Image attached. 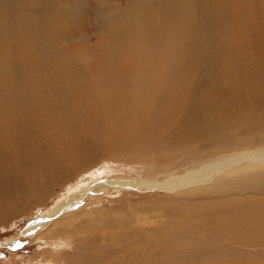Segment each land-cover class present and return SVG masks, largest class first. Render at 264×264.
Masks as SVG:
<instances>
[{
  "label": "bare ground",
  "instance_id": "1",
  "mask_svg": "<svg viewBox=\"0 0 264 264\" xmlns=\"http://www.w3.org/2000/svg\"><path fill=\"white\" fill-rule=\"evenodd\" d=\"M31 1L34 7L29 6ZM67 1L0 0V111L15 109L16 119L36 130L24 135L28 146L21 155L12 138L13 128L0 112V222L17 213L14 201L9 200L12 195L24 191L26 199L34 198L36 190L31 187L39 178L33 172H41L38 166L33 171V165L43 152L57 151L72 141L79 158L72 170L89 166L86 157L92 153L110 162L142 165L136 169L146 175L167 176L171 167L177 172L189 170L184 173L190 176L183 175L188 183H169V188H175L171 191L162 184L160 187L170 192L169 197L145 199L130 210L102 209L86 220L69 214L54 223L44 236L54 238L59 227L74 224L73 249L59 250L63 253L59 257L62 264H129L130 256L134 264H216L220 251L216 246L225 245L228 238L227 244L234 248L242 243L246 249H264V196L256 201L243 192L252 190L255 180L264 181V148L256 150L255 140L250 139L251 128L261 122L256 131L260 137L254 143L264 147V97L260 91L254 92L253 83L249 85L243 79L238 87L233 74L222 73L230 60L219 59V70L212 68L225 45L217 36L216 24L224 21L226 6L221 0H92L100 10L96 11L100 19L95 30L98 39L90 45L101 49L102 59H110L95 63L91 61L94 53L82 43L81 48L56 46V41H65L57 30L66 31L77 17L73 9L66 7ZM158 8L162 12L156 16ZM238 19L232 18L236 38L226 45L239 54L243 49L238 41L246 43L249 61L264 68V58L260 57L264 53V32L259 35L256 29L250 31L248 21L240 14ZM225 21L232 27L228 19ZM223 30L228 36L226 25ZM198 34L210 41L203 50V64L192 67ZM91 38L89 35L86 40ZM180 41L179 45L174 43ZM120 58L123 66L115 67ZM110 70L112 73L106 77L97 74ZM28 75L29 82L42 84L35 95H28L30 88L25 90ZM255 77L264 89V81ZM220 90L221 100H216L214 96ZM233 94H241L242 99L250 96L247 100L237 99L245 109L239 107L233 113L250 119L244 131L240 126L223 130L230 123L226 119L219 120L212 130L203 129L206 119L211 123L223 111L225 102L236 99ZM155 100L176 107L172 127L146 124ZM213 103L216 110L207 109ZM196 110L200 117L193 116ZM237 130L239 133H235ZM40 136L46 138L45 144L37 138ZM211 141L206 150L205 145ZM222 149L236 152L215 157ZM25 167L32 171V177L20 180L16 173ZM245 169L254 173L249 176ZM169 179L178 181L174 176ZM210 179L207 187L199 185ZM114 180H101V185L94 188L106 190ZM42 187L45 190L51 186L48 183ZM38 192L36 199L45 195ZM3 195L7 197L1 199ZM60 206L51 216L46 215V220L53 215L59 219L64 209ZM258 214L260 224L252 232L248 226L259 221ZM245 254L239 252V256ZM166 255L173 258L167 261Z\"/></svg>",
  "mask_w": 264,
  "mask_h": 264
},
{
  "label": "rangeland",
  "instance_id": "2",
  "mask_svg": "<svg viewBox=\"0 0 264 264\" xmlns=\"http://www.w3.org/2000/svg\"><path fill=\"white\" fill-rule=\"evenodd\" d=\"M225 1L226 2L221 0L222 6H226L227 8V13L225 16H223L224 21L216 24L217 36H219L222 39L225 45L223 52L216 57V60L212 68L215 71L219 70V68L221 67L219 59L230 60V63L223 67L222 73L233 74L237 79L236 85L238 87L241 86V81L243 79L244 81H247L249 85L253 83L254 92L257 93L258 91H260L262 94L261 97H264V89H261V87L258 85L261 81L255 77L258 76L264 81V68L249 61L247 57V53L250 51V49L248 48L247 44L238 41V44L243 49V52L239 54H237V51L231 49L226 45L227 41H233L236 38L235 37L236 33L233 28L232 18L233 16H237V21H238L239 14L241 15L242 19L245 18L248 21V24L250 26V31L252 29H256L259 31L258 32L259 35L263 34L264 0H225ZM70 2H72L73 5L70 6L71 4ZM29 6L34 7L33 1L29 3ZM66 7L70 10L73 9V11L77 13L76 14L77 17L75 20V24L67 28L66 31L57 30L58 32L57 34L61 37L62 40L65 41L62 42L56 41L55 42L56 46L58 48H63V47L73 48L75 46L77 47L78 45V47L81 48L82 45L83 47L88 48L89 53L91 52L94 53V55L91 57V61L95 63L109 62L110 59L107 56L106 57L108 58V60L102 59L100 57L101 49H99V47H96L97 48L96 49L95 47L91 46L93 42H95L98 39V36L95 35L96 33L95 30L96 27L99 25L98 23L100 19V16H97L99 14L96 13V11H100L98 9L97 4L92 0H76V1L68 0L66 2ZM160 12H162V9L158 8L155 11L156 16H158ZM167 14L170 15L169 13ZM225 19L229 20V22L232 24V27H229ZM132 22L134 21L132 20ZM225 25H226V29L228 30V36L225 34L223 30V27ZM192 34L193 33H190V36H192ZM89 35H91L92 38L90 40H86V37ZM70 36H72V38H70ZM197 36L199 37L198 45L195 49L197 55L194 57L193 61L190 64L192 67H200L203 64L204 61L203 50L205 44L208 41H210V38L205 36L203 37L201 34H198ZM194 39L193 41H195ZM258 40H261V38ZM182 41L174 42V43L179 45L181 44ZM253 41H255V39ZM80 43L82 44L80 45ZM183 52L184 50L181 51V53ZM262 55H260V57L264 58V53ZM88 59L90 60V57H88ZM240 59H244V60L242 61ZM117 61L118 62H116V64L117 63L118 64L114 66L122 67L123 59L120 58ZM110 72L112 73V70L107 72V74L106 73H102V74L97 73V74H100L101 77H106L109 76L108 74ZM200 73L203 74L204 70L201 71ZM29 75L27 81L28 83L26 84L25 90L28 91L30 88V91H28V95L30 96V94L35 95L36 91L39 90V86H41L42 84L29 82ZM4 93H5V89L2 88L1 89L2 97L4 96ZM233 97H235L234 94ZM249 97L250 96L247 95L242 99V95L238 94V96L235 97L236 98L235 100L231 99V101L225 102L223 104V108H224L223 111H221L218 116L213 117L211 123L209 122L210 119H206L203 125V129H205L206 131L212 130L216 126L219 120L226 119L230 121V123L225 127H223V130L233 128L235 126H240L241 131H244V126L250 122V119H247L245 114L235 117L233 113L236 112L239 109V107H241V109H245L243 104L241 102H238L237 99L247 100ZM214 98L216 100H221V90L218 91V93L214 96ZM156 106L157 109H155ZM207 109H211L215 111L216 110L215 103H213V106L207 107ZM16 112L17 111L15 109H12V110H6L5 112H1V114L4 115L8 123L12 126L13 141L18 151L22 155L23 149L28 146V142L25 140L24 135H26L27 133L33 134L35 133L36 130L34 129L33 126L24 124L21 121L17 120ZM175 115H176V107L170 108L155 100L152 101L151 106L148 110L146 117V124L150 127H156L157 125L159 127H163L166 124H169L172 127L174 125ZM98 116L100 117L101 113H98ZM193 116L200 117L201 113L198 110H196L193 112ZM255 124L256 127H252L250 130L251 133L250 139L255 140L254 142H256V140L260 137V134H257L256 131L258 130V126H261V122ZM239 131L240 130H237L235 131V133H239ZM38 132L42 134L41 130H38ZM37 138L40 139V142L42 144L46 143L45 137L40 136ZM244 142L245 141H240L241 144ZM254 142L253 145L256 146L255 147L256 150H262L264 148L258 146L257 143ZM211 145H212V141L208 142L205 145V149L206 150L209 149ZM239 147L242 148L243 146L240 145ZM40 149L41 146L36 148L37 152H35V154L39 153L38 150ZM235 152L236 151L234 150L226 151L222 149L219 154L216 155L214 154V156L215 157L226 156L228 153H230L231 156ZM76 153H77V146L72 141L66 142L61 146V148L58 147L57 151L55 150L49 151V153L47 154L43 152L42 154L43 157H41L39 161L34 164L36 166L33 165V171L37 169L38 166L41 172V174H37L33 172L34 176L36 177L37 175L39 178V180L37 179V183L35 185L33 184L32 185L33 187H31L34 190H36L34 192L35 194L34 198L29 200L26 199L27 196L24 191L18 192L17 194L12 195L9 198V200L14 201L15 206H13V209H16L17 213L14 216H8L7 218H5V221L0 222V264H14V262H17L18 264H62L59 260V257L60 255H63V253H60L59 250L65 249L70 251L71 249H73V239L75 237L74 224L59 227L60 229L57 230L55 234L56 237L54 238L46 237V235L44 236V234H46V231H49L54 223L63 220L64 217H66L69 214L80 217L79 220H86L97 216L99 211L102 209L113 208L117 210H127V209L130 210L131 209L130 207L132 205L141 203L145 199H153L155 197H158L159 195H165L169 197L170 192H166L160 186L162 184H167V188L165 189L170 190L172 189V186L171 188H169L168 185L169 183L173 184L174 186L181 185L183 182L188 183L187 180L183 179V175L184 177L190 176L188 173H184V172H188L189 170H185L184 172H177L176 170L178 169L168 167L170 168L169 170H171V173L169 175L157 176L156 174H150V175L147 174L149 176L148 177L146 174L137 171L136 167H142V165L134 166L131 165L130 163L122 164L120 162H117V160L116 161L111 160L110 162L108 160L100 159L98 158L97 155H94L92 153H88V156L86 157L89 166L87 165L83 166L80 171L72 170L73 165L79 159L76 156ZM96 159H98L97 163H96ZM47 163L49 164L48 168L46 166ZM0 166H2L1 163ZM187 166L190 165H186V167ZM245 170L248 172L249 176L252 173H254L249 169L248 170L245 169ZM226 171L227 170L222 171V174L226 173ZM16 174L20 175L19 178L20 180L31 179L32 177V171L29 169V167L22 168V170L20 172H17ZM215 174L218 175L220 173L217 174L216 172ZM172 176L178 179V181L175 182V180L174 181L170 180L169 178H171ZM111 179L112 181L113 179H115L114 180L115 183L113 182L114 185L109 186L108 188H106V190L105 189L103 190L101 188L98 189L94 188L101 185L100 183L101 180L102 181L105 180L106 182L108 181L107 183H110L109 181ZM48 183L50 184L51 187L45 189L46 190L45 191L44 187L42 186ZM208 184H211V179L205 182H201L199 185H201L202 187H207L206 185ZM38 191L44 192L45 194L40 199H36V196L38 195L37 193H39ZM263 191H264V181L260 182V178L253 182L252 190L249 189L244 191L243 189V192L245 193L244 195L253 197L256 201L260 197L264 196ZM214 194L215 193L213 192L212 195ZM5 197L7 196L3 195L1 196V199H4ZM59 206L64 208V209L62 208L63 211L62 214L60 215V218L57 219V217L53 215L52 218L49 217L48 218L49 220H46L47 216L49 215L51 216L54 210L57 209L60 210V208H58ZM114 206H116V208ZM88 215L90 217H88ZM260 215L261 214L257 215L259 217V221H255L248 226V229L250 231L255 232L256 226L260 224ZM43 217L45 218L43 219ZM69 233H72L73 237H70ZM60 234L62 235L61 238H60ZM46 238H48L49 240L47 241ZM239 240H241L240 237ZM224 243L225 245L218 244L216 246V248L220 250L218 252L219 253L218 259L215 260L216 264H264V249L259 250L258 248L256 249V247L246 249V247L243 246L242 243H239L238 248H234L228 245L229 238L224 240L223 244ZM222 248H227L228 250L225 251ZM255 249L257 250V253H255L256 252ZM238 251L243 252V254H245L246 252V254L243 256H239ZM187 255L188 253L184 254V256ZM166 257H167V261L170 258H173L169 255H166ZM237 258L238 260H236ZM222 259L224 260L223 263H222ZM229 259L235 260L236 262L234 261V263H231ZM128 260L130 261L129 264H134L133 258L131 256L129 257ZM179 263L188 264L185 261H181Z\"/></svg>",
  "mask_w": 264,
  "mask_h": 264
}]
</instances>
